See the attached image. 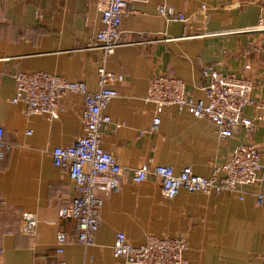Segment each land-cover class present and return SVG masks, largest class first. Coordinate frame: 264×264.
Segmentation results:
<instances>
[{
	"label": "crops",
	"instance_id": "obj_1",
	"mask_svg": "<svg viewBox=\"0 0 264 264\" xmlns=\"http://www.w3.org/2000/svg\"><path fill=\"white\" fill-rule=\"evenodd\" d=\"M101 0H0V127L11 145L0 168V264H124L113 247L119 232L134 246L148 237H185L189 264H261L264 256V147L260 183L238 193L216 195L181 190L174 199L162 193L150 176L136 184L132 171L150 160L176 173L190 167L211 178L216 166L246 144L262 145L264 123L241 128L223 140L207 118L169 106L161 113L158 132L149 128L156 107L145 98L150 80L166 74L185 81L194 100L206 102L201 87L207 66L235 74L255 84L254 98L264 102V0H136L123 22L126 44L109 57L107 70L122 77L119 96L106 113L102 148L113 154L125 172L120 188L105 197L95 244L78 242V223L60 219L58 210L77 195L66 169L56 167L52 152L68 147L85 134V98L71 94L61 101L59 118L27 117L23 103L13 104L15 75L47 72L99 89L103 51L96 37L102 28ZM172 6L193 16L189 26L167 23L157 6ZM207 5V25L196 13ZM204 34H209L208 36ZM246 118L255 110L246 107ZM118 125H121L118 127ZM31 130L32 133L27 132ZM144 132L143 135L141 133ZM243 197V199H241ZM38 218L36 233H20L21 214ZM68 242L57 252V234Z\"/></svg>",
	"mask_w": 264,
	"mask_h": 264
},
{
	"label": "built area",
	"instance_id": "obj_2",
	"mask_svg": "<svg viewBox=\"0 0 264 264\" xmlns=\"http://www.w3.org/2000/svg\"><path fill=\"white\" fill-rule=\"evenodd\" d=\"M102 28L97 33V45L103 51L102 65L98 69L99 89L90 92L84 82L70 81L47 72H21L15 75L16 87L13 104L23 103L27 117L40 116L49 121L59 118L61 101L71 95L80 94L85 98L82 122L85 134L74 139L68 147H57L52 152L56 167L68 170L75 184L77 195L67 206L58 210L60 219L75 220L78 223V242L90 247L95 244L99 229L100 210L105 197L118 190L122 184L124 168L117 158L102 148L104 129L111 124L106 110L119 96L115 85L122 81L107 70L109 57L115 50L126 44L123 22L131 15L132 4L136 0H101ZM157 13L167 23H180L189 26L193 16L178 12L169 5L157 6ZM196 15L205 25L210 14L207 5H202ZM260 30L264 31V19L260 20ZM205 36L209 34H204ZM206 84L201 87L206 102L195 101L185 81L160 74L149 83L145 100L156 107V115L149 132L156 133L161 125L164 108L176 106L178 112H189L197 119H209L217 129L219 138H233L241 129H251L255 123H264V102L254 98L255 84L252 80L235 74H224L207 66L202 70ZM246 107L255 110L253 118H246ZM121 125H118L120 127ZM31 134L32 131L27 132ZM144 132L141 133L143 135ZM262 145L246 144L236 147L228 160L215 167L211 178L198 176L187 167L176 173L171 166H155L150 160L132 171L136 184L145 182L150 176L161 184L162 193L167 199L176 198L181 190L205 195H219L224 192L235 194L245 187H256L260 183L259 174ZM11 145L4 141V130L0 127V168ZM257 205H264V194H256ZM243 199V197L241 198ZM38 218L31 213L21 214L20 233L33 236L36 233ZM68 237L64 232L57 234V252L64 253ZM189 249L185 237L158 238L150 236L140 246H134L126 234L119 232L113 247L115 258L123 259L124 264H189L185 254ZM3 251L0 249V254ZM264 264V256L261 257Z\"/></svg>",
	"mask_w": 264,
	"mask_h": 264
}]
</instances>
